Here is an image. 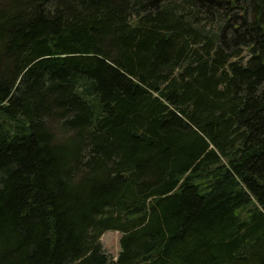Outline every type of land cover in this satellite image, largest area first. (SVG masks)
<instances>
[{
  "label": "trees",
  "instance_id": "trees-1",
  "mask_svg": "<svg viewBox=\"0 0 264 264\" xmlns=\"http://www.w3.org/2000/svg\"><path fill=\"white\" fill-rule=\"evenodd\" d=\"M0 264H264V0H0Z\"/></svg>",
  "mask_w": 264,
  "mask_h": 264
},
{
  "label": "rangeland",
  "instance_id": "rangeland-1",
  "mask_svg": "<svg viewBox=\"0 0 264 264\" xmlns=\"http://www.w3.org/2000/svg\"><path fill=\"white\" fill-rule=\"evenodd\" d=\"M120 236L119 231L109 230L101 238L104 248L113 256H117L120 251Z\"/></svg>",
  "mask_w": 264,
  "mask_h": 264
}]
</instances>
